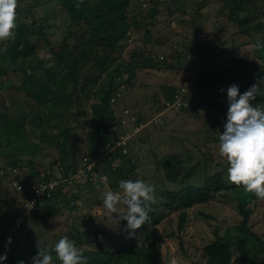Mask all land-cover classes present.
Listing matches in <instances>:
<instances>
[{
	"label": "trees",
	"instance_id": "obj_1",
	"mask_svg": "<svg viewBox=\"0 0 264 264\" xmlns=\"http://www.w3.org/2000/svg\"><path fill=\"white\" fill-rule=\"evenodd\" d=\"M57 1L70 16V26L82 30L80 33L72 30L68 34V37L76 38L75 45L70 46L65 40L60 47L53 46L47 39L41 17L32 8L24 9L23 0H18L16 9L18 27L15 29V39L0 41V97H4L7 88L15 87L9 78L10 74H13L22 76V81L16 88L27 98L24 102L12 104L14 114L8 113L5 100L0 102V152H2L0 162H7L0 164V256L7 254V260H0V264H18L19 261H23L14 252V249L17 252L18 245L13 246L16 243L13 242L14 236L10 233L15 220L12 211L22 210L26 203L36 197L35 185L57 182L54 189H48L50 195L42 196L41 200L39 199L40 203L38 205L36 203L37 206L26 214V217H30L28 224L34 226L33 228L42 224L48 229L53 215L61 213L63 208L71 213L77 210L74 203L76 200L79 201L77 196L80 188L76 183L69 182V174L77 169L79 160L70 136L73 131L88 128L91 119L94 120L96 132L93 142L97 150L95 158L102 156V148L106 144L110 143L111 148L116 146L103 158L110 187L115 192L120 191L119 181L128 180L129 175L136 172L142 161L135 153L138 151L137 143L143 140L142 133L146 131L150 120L146 114L130 115V108H126L128 112L124 114L132 124L130 127L128 120L116 116L115 113L110 114L109 110L122 98L124 84L130 85L132 79L138 75V70L179 69L174 62L159 60L154 51L148 52L144 47L132 52V59L129 62L125 63L117 56L118 50H123L124 40H130L128 33L133 27L145 28L149 37L147 40L151 42L153 30L162 27L164 22L172 25L171 19L177 17L178 0H150L149 5L145 4V0ZM222 2V11L226 20L237 29L236 41L242 49L240 56L233 57L235 67L228 69L227 65H224L214 69L206 68L191 84L181 102L173 93L167 95L168 101L179 102L181 111L187 112L203 107L205 117L209 119L207 121L214 126L217 125V121L210 116L209 111L220 109L227 114L229 104L217 97L225 99L228 87L233 84L238 85L242 93L244 89L257 83L258 79L264 78V67L257 62L259 60L264 63V48L255 47L257 42L264 43V20L259 18L260 13L262 17L264 16V0ZM160 6L165 10H160ZM181 12H185V9L181 8ZM163 17H166V20L162 21ZM227 44L228 40H221L219 44L206 48L205 51H212L223 57L228 55ZM196 45L195 40L184 46L192 57L200 53ZM45 46H49L51 55L49 58H41L40 53ZM246 46L252 47L253 58L247 53H242L248 50L244 48ZM232 71L235 73H231ZM261 88L264 89V84H261ZM97 98L100 99L99 103L94 102ZM252 103L254 105L264 103V97L257 96ZM160 110L163 109L159 106L157 111ZM192 113L198 116L196 112ZM58 118L59 125H52L51 120ZM226 120L227 117L221 120L222 133ZM154 121L153 119L152 123ZM55 127L58 131L52 134L51 130L53 131ZM117 127L119 130L123 129L121 134H118ZM117 135H121V138ZM34 136L38 137L37 141L32 140ZM123 137H126L125 144L118 146L117 143ZM210 143H219V139L209 140L204 146ZM5 144L13 151L8 152V149H4ZM44 151L49 153L52 151L54 156L40 164L37 156ZM116 158L121 160V164L114 167L112 164ZM208 159L206 156L203 163L206 170ZM158 160L157 172L164 174L167 182L181 183L183 187L159 191L157 196L159 195L160 200L156 198L157 202L152 205L149 223L136 230L134 236L129 235L131 230H125L127 221H123L124 225H118L120 230L118 234L109 233L105 226L100 225H94L91 232H71V240L76 242L88 258L89 264H166L162 258L160 244L157 242V227L172 212H178L179 233H182L188 210L197 205L207 204L218 196L229 195H232L237 203L242 220L233 227V230L227 229L223 235L217 234L214 241L205 245L203 260L206 264H264V233L260 235L249 226L252 214L250 205L257 204L260 200L255 193L246 192L242 185L229 183L228 176L223 172L207 173L196 183L184 184L194 177L202 162L188 167L175 153L166 154ZM99 167L97 164L94 168L99 170ZM228 167L225 166L224 170ZM55 168L61 171L60 177L56 176ZM43 170L46 175L42 174ZM71 187H76V192ZM5 193L7 195L15 193L23 202H17L15 199L13 206L11 202L3 205ZM84 203L87 204L86 201ZM96 204H99L97 200H89L88 206ZM97 217L89 219L99 222L107 219L110 222L109 216L105 219ZM10 237L13 243L1 244ZM103 237H108V241ZM58 241L59 239L55 238L50 248H54ZM93 241H95L93 247L86 246ZM43 247L49 248L47 245ZM8 250L12 253L7 252ZM37 251L36 248L32 252L33 257ZM53 260L54 264H61L54 253ZM24 264H32V260L24 261Z\"/></svg>",
	"mask_w": 264,
	"mask_h": 264
},
{
	"label": "rangeland",
	"instance_id": "obj_2",
	"mask_svg": "<svg viewBox=\"0 0 264 264\" xmlns=\"http://www.w3.org/2000/svg\"><path fill=\"white\" fill-rule=\"evenodd\" d=\"M132 1L136 2V0ZM145 4L149 5L150 0H145ZM176 4L179 7L176 14L177 17L171 19L170 23L172 25L169 26L168 23L164 24V22L162 27L159 26L153 30L151 42L147 40L149 37L145 28L133 27L128 33L130 40H124L123 50L119 49L117 56L126 63L132 59V52L144 47L147 48L148 52L154 51L155 56L159 60L174 62L179 66V69L138 70V75L132 79L130 85L124 84L125 87L121 92L122 98L109 110L110 114L115 113L116 116H122V118L128 120L127 123L130 127H132V124L129 123V118L125 115V112H128L126 108H130L129 114L131 113L132 115H149L148 118L151 123L149 122L146 131L142 133L141 139L144 141L139 140L137 143L138 151L135 153L136 157L142 158V161L136 168V172L129 175V179L134 181L136 178V180L140 179L152 184L155 187L157 200H160L159 195L157 196L159 191L167 190V188L168 190H176L183 187L181 183L167 182L164 174L157 172L158 158L160 159L166 154H177L188 167L202 162V166L195 171L194 177L184 184L196 183L207 173L223 172L224 175L228 176V171L227 169L224 170V167L229 166V162L226 157L220 154L219 143H210L204 146L209 140L219 139L220 133L222 134L221 120L226 118L227 114L220 109L209 111L210 116L217 121V125L214 126V124L208 122L209 119H206L203 107L187 112L181 111L179 102L176 101V104L168 101L167 95L173 93L177 100L179 99L181 102L184 95L191 88V84L197 80L199 74L206 68L214 69L217 66L227 65L228 69H232L235 67L233 57L240 56L242 50L238 46V41H236L237 29L226 20L225 13L222 11V0H178ZM23 5L25 6L24 9L28 10L27 7L32 8L41 17L47 39L51 41L53 46L58 48L65 40L70 46L76 44V38L68 37V34L72 30L78 33L82 30L81 28L70 26V16L59 5L57 0H23ZM160 8V10H165L163 6H160ZM181 8L185 9V12H181ZM259 18L264 20V16L262 17L261 13ZM161 20H166V17ZM195 40L196 47L197 49L199 48L198 51L202 53L192 57V54L184 46ZM221 40H228V55L222 57L212 51H205L206 48L209 49L211 46L219 44ZM48 48L49 46H45L42 49L41 58H49L51 56ZM244 48L248 50L242 53H247L250 58H253L252 47L246 46ZM10 71L11 73L13 72L12 70ZM231 73L235 72L232 71ZM9 78L14 82L15 87L7 88L4 97H0V102L5 100L6 107L9 109L8 113L14 114L12 112V104L24 102L27 98L24 93L16 88L21 83L22 76L10 74ZM248 89H244L243 92ZM217 98L220 101H224V98ZM94 102L99 103L100 99L97 98ZM159 106L163 110L157 111ZM113 109L116 111H113ZM193 111L198 116H195L192 113ZM153 119L155 121L152 123ZM58 121L59 118L51 120L52 125L58 124ZM93 123L94 120L91 119L88 128L79 129L77 130L78 132L73 131L70 136L71 144L75 147V154L79 160L77 169L69 174L70 179L74 178L72 184L76 183L80 188L78 189L80 193L77 196L79 201L76 200L74 203L77 210L71 213L68 209L63 208L61 213L53 215L54 218L48 229H45L42 224L36 225L35 228L28 224L30 217H26V214L33 209H30V203H26L22 210L14 209L12 211L14 213L13 216H15L14 219L24 217L21 229L14 230V220L10 232L14 236L13 242L16 243L13 246L17 247L18 245L17 252L14 249L15 255L22 258L23 261L32 260V252L36 250L38 240L42 246L47 245L50 248L55 238L60 239L67 235L71 239V232L83 233V231H92L94 225L105 226L109 233L118 234L120 232L118 225H122L123 221L118 223V221L110 219V222H108L106 219L99 222L89 219L96 216H98L97 218L102 217L105 219L109 216V213L102 206L101 196L103 192L109 190L115 192L107 181L108 175L104 169L105 158H103L111 153L112 149L109 148V144H106L102 148V156L95 158L97 156L94 154L97 155V150H95L93 142L96 132L94 131ZM117 128L118 134H121L123 129L119 130V127ZM127 129L129 128L127 127ZM57 131L58 129L55 127L53 131L51 130V133L56 134ZM117 136L121 138V135ZM37 138L34 136L32 140L37 141ZM3 148L8 149V152L13 151L6 144ZM53 156L54 153L52 151L51 153L44 151L37 156V160L42 164L43 161L51 160ZM206 156L209 158L207 170L203 167ZM93 162L100 166L99 170L94 168L96 172L103 171L107 175L104 186H99V184L90 179L92 171L90 165ZM6 163L5 161L0 162V164ZM119 164H121V160L116 158L112 166L116 167ZM55 171L56 176L60 177L61 171L58 168H55ZM41 172L46 175L44 170ZM71 188L76 192V187ZM15 199L17 202H23L19 200L20 197L17 194L7 195L5 193L2 204L11 202V206H13ZM40 200H37V205ZM89 200H97L99 204L88 206ZM236 204L232 195H229L228 197L218 196L207 204L195 206L187 211L188 216L182 233H179V213L172 212L156 229L157 242L160 244V251L165 263L206 264L205 260H203L205 245L214 241L217 238V234L223 235L227 229L233 230L234 226L240 224L242 216ZM250 207L252 214L249 226L254 232L262 235L264 233V199H260L257 204L252 203ZM119 210L121 212L125 211L123 204L120 205ZM113 215L117 216L118 214ZM2 223L5 224L4 222ZM31 239L32 241H30ZM103 239L108 241V237H103ZM7 242L8 238L3 240L1 244H7ZM94 245L95 241L86 246L91 248ZM7 252L12 253L9 250Z\"/></svg>",
	"mask_w": 264,
	"mask_h": 264
},
{
	"label": "clouds",
	"instance_id": "obj_3",
	"mask_svg": "<svg viewBox=\"0 0 264 264\" xmlns=\"http://www.w3.org/2000/svg\"><path fill=\"white\" fill-rule=\"evenodd\" d=\"M17 6L18 0H0V41L15 39V29L18 27ZM255 47L264 48V43L257 42ZM257 62L264 67V63L259 60ZM261 84H264V78L258 79L243 93L236 84L228 87L227 120L223 133L219 135V151L229 162V183L242 185L246 192L255 193L257 198L264 199V103H252L257 96L264 97ZM73 179L69 178L71 184ZM118 187L120 191L102 193V206L109 213V219L118 223L127 221L125 230H131L129 235L134 236L136 230L148 224L151 219L149 213L153 211L152 205L157 202L155 187L140 179L120 180ZM121 204L125 208L124 212L119 210ZM11 243L10 237L8 244ZM37 249L32 264H54L53 253L61 264H89L76 242L67 235L50 249L43 247L38 240ZM0 260H7V254L0 256ZM18 264H24V261Z\"/></svg>",
	"mask_w": 264,
	"mask_h": 264
},
{
	"label": "built area",
	"instance_id": "obj_4",
	"mask_svg": "<svg viewBox=\"0 0 264 264\" xmlns=\"http://www.w3.org/2000/svg\"><path fill=\"white\" fill-rule=\"evenodd\" d=\"M137 132V131H135ZM125 140H126V137H123V139H120V141L117 143V145H121V144H125ZM109 148L110 149H115L116 146H113V148H111V144L109 143ZM97 165L96 162H93L91 165H90V169H92L91 173H90V179L94 182L96 181H105L107 179V175L101 171V172H96L94 170V167ZM73 179V178H71ZM57 186V182H53V183H50V184H46V185H35L34 186V190L36 191V197L33 198L29 203H30V209L33 208L36 203H37V200H39L42 196L44 195H50V192H48V189L52 190L54 189L55 187ZM23 221H24V217H18L15 219V223H14V230L17 231L21 228L22 224H23Z\"/></svg>",
	"mask_w": 264,
	"mask_h": 264
},
{
	"label": "water",
	"instance_id": "obj_5",
	"mask_svg": "<svg viewBox=\"0 0 264 264\" xmlns=\"http://www.w3.org/2000/svg\"><path fill=\"white\" fill-rule=\"evenodd\" d=\"M224 102H225V103H229L227 97L224 99ZM98 184H99V186H104V185H105L102 181H98Z\"/></svg>",
	"mask_w": 264,
	"mask_h": 264
}]
</instances>
